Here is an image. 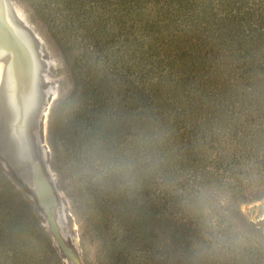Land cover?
Listing matches in <instances>:
<instances>
[{
  "label": "trees",
  "instance_id": "1",
  "mask_svg": "<svg viewBox=\"0 0 264 264\" xmlns=\"http://www.w3.org/2000/svg\"><path fill=\"white\" fill-rule=\"evenodd\" d=\"M30 2L72 81L50 114L51 166L106 264H264L200 193L209 176L263 195L264 0ZM0 177L16 189L1 164ZM20 203L24 224L0 221L1 264H60Z\"/></svg>",
  "mask_w": 264,
  "mask_h": 264
},
{
  "label": "rangeland",
  "instance_id": "2",
  "mask_svg": "<svg viewBox=\"0 0 264 264\" xmlns=\"http://www.w3.org/2000/svg\"><path fill=\"white\" fill-rule=\"evenodd\" d=\"M11 1L12 5H15L14 13L23 16V19L29 22L27 25L37 33L41 45L40 58L43 64L40 76L42 80L38 82L43 99L40 105L38 130L36 129L41 141L38 142L35 138L32 145L33 147L36 145L42 170L48 176L55 195V204L48 217L35 193L8 165L7 157L0 153V164L5 171V176L16 186V189L9 190L4 187L6 179L0 177V221L24 224L27 212L24 210L25 205L20 203V198H24L28 201L27 208L30 207L35 211L36 219L40 220V227L42 226L50 237L52 252H55L60 264H106L107 253L102 251L100 244L102 238L88 218L87 207L83 206L84 212L80 211L82 206L77 202L76 189L71 188L69 180H60L51 166L52 148L49 142L51 110L54 102L67 93L72 86L70 72L63 62L64 40L61 42L58 37L52 35L49 26L43 20L44 17L40 15L42 12L38 13L30 0ZM201 179L200 193L203 198L201 204L205 207V213L212 215L216 220L222 217L226 222L235 224L242 247H249L252 244L264 250V182L261 180L255 182V187L262 188L263 195L249 198L257 188H250L248 185L245 187L221 185L209 176ZM21 188L23 193L19 192ZM14 191H18L19 194L13 195ZM247 197L249 199H245ZM247 222H251L254 228Z\"/></svg>",
  "mask_w": 264,
  "mask_h": 264
},
{
  "label": "bare ground",
  "instance_id": "3",
  "mask_svg": "<svg viewBox=\"0 0 264 264\" xmlns=\"http://www.w3.org/2000/svg\"><path fill=\"white\" fill-rule=\"evenodd\" d=\"M14 15L21 25L24 24L27 30H32L23 19V16L17 13H14ZM11 24L14 28L15 24ZM16 31L20 33L18 29H16ZM11 44L12 43L9 42V40H5L0 33V88L3 87L2 91L0 89V92L3 93L4 100H7V102L2 100L0 103V153L7 157L6 160L8 165L15 169L24 180L33 184L35 176L32 170V167H34L32 162L34 158H32L30 150L33 147L32 142H35V131L41 114L40 105L43 99V93L39 88L40 83L38 80H42L40 69L43 63L41 58H37V62L41 65L37 70L35 68L37 64L33 56L30 54L27 56V51H25L24 47L21 45L19 52L14 54L13 51H9L10 53L6 60L2 59L3 56L1 52L3 51V47H8V45ZM16 61L18 63L20 62L22 66L28 62L31 63L32 79L35 80L36 84L34 85L33 81L31 82L30 80L29 84H26L24 87L20 86L19 91L14 93L13 97L15 99H13V85L10 82V78L13 77L12 73H15L16 70L19 71L17 69V64H13V62L16 63ZM33 76H35V79ZM14 81L15 85L19 86V84H17V76Z\"/></svg>",
  "mask_w": 264,
  "mask_h": 264
},
{
  "label": "water",
  "instance_id": "4",
  "mask_svg": "<svg viewBox=\"0 0 264 264\" xmlns=\"http://www.w3.org/2000/svg\"><path fill=\"white\" fill-rule=\"evenodd\" d=\"M12 4H13V2L11 0H0V33L2 34V37L5 40H9V42L12 43L11 45H8V47H6L4 45L5 47H3V51L1 52V54L3 56L2 59L6 60V58L8 57V55L10 53L9 51H13L14 54H16V52H19L20 45H21L22 47H24V50L27 51V53H26L27 56H28V54L33 56V59L37 64V66L35 68L38 70L41 66L37 62L38 61L37 58H40V55H41V50H40L41 45H40V41L37 38V33L33 29L31 30L33 32L27 30L25 28L24 24L21 25L19 23V21L16 19V16L13 13V6H15V5H12ZM25 21L27 24H29V22H27V20H25ZM11 23L15 24L14 28H13ZM16 29H18L20 31V33H18L16 31ZM17 41H18L19 45H18ZM24 41H26V42H24ZM14 62H15V60H14ZM14 62H13V64H17V69L19 71L16 70L15 73H12L13 77L10 78V82L13 85L12 97L14 96V93L16 91H19L20 86L24 87L26 84H29L30 80H31V82L33 81L34 85L36 84L35 80L32 79L31 63L28 62L27 64H24L22 66L20 64V62L19 63L17 61H16V63H14ZM22 67H23V69H22ZM15 75L17 76V80H18L17 84H19V86L15 85V81H14L16 79ZM33 77L35 79V76H33ZM27 87H28V85H27ZM2 88H0L1 91H2ZM20 96H21V93H20ZM13 99H15V98L13 97ZM2 100H4V95L2 92H0V103ZM4 101L7 102V100H4ZM37 130H38V128H37ZM37 130L35 133V137L37 138V140L39 142V141H41V138L37 135ZM35 146L32 147L30 150V152L32 153V158H34V160L32 162V164L34 166V167H32V170L34 171V176H35L33 184L28 183L17 172L16 173L32 189V191L35 193V195L38 198L39 204L42 206L43 210L48 215V217H50V213L52 210L51 208L55 204V195L52 191V187H51L50 181L48 179V176L42 170L40 159H39V156H38V153L36 151ZM6 162H7V160H6Z\"/></svg>",
  "mask_w": 264,
  "mask_h": 264
}]
</instances>
